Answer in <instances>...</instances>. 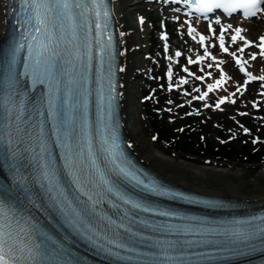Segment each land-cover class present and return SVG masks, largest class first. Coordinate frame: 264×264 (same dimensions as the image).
Returning a JSON list of instances; mask_svg holds the SVG:
<instances>
[{
	"label": "snow or ice",
	"instance_id": "1",
	"mask_svg": "<svg viewBox=\"0 0 264 264\" xmlns=\"http://www.w3.org/2000/svg\"><path fill=\"white\" fill-rule=\"evenodd\" d=\"M170 2L180 3L181 0ZM182 2L189 9L188 15L199 13L206 18L217 10H222L229 17L242 12L246 19L264 15V0ZM22 10L23 16L18 24L23 28L22 39L29 43L25 45L19 42L7 50L0 49V84L3 85L0 88V197H3L0 198V264H81L76 253L64 240L47 231L46 226H42L32 215L31 209L55 215L61 226L72 234L121 261L134 264H197L190 255L185 254L184 245L179 241L157 240L152 242L151 252L146 254L141 251L140 241L145 238L131 225L148 224L133 213L143 212L178 220L190 218L172 210H158L136 200L121 192L110 179L112 175L123 176L157 197L198 203L155 182H145L127 166L113 120L118 94L113 79L108 0H22ZM140 23H144L143 18ZM187 23L188 34L196 40V28L191 27V20ZM214 23L221 25V20L216 18ZM209 30L213 36H217L211 23ZM229 30L233 33L230 37L233 44L242 42L237 51H230L225 46V33ZM244 31L229 23L221 25L217 37L219 49L232 57L239 72L246 77L244 83L238 84L236 91L231 93L232 97L237 93L243 95L248 85L255 81L262 82L261 87H264V74L254 75L246 67L249 61L242 55L246 49L256 47L258 52L250 53V60L256 61L258 57L264 59V36L259 38L257 44L248 40L242 34ZM206 39V36L200 35L198 40L199 44L204 45V55L195 60L188 57L187 61L189 64H200L210 58L215 62L220 78L208 84L205 92L196 88L195 91L200 94L193 97L195 100H207L209 93L232 79L222 67L226 62L217 60L207 50ZM25 47L27 59L23 64V73H19L17 69ZM181 55V52L175 53L177 57ZM94 61L97 63L94 64ZM208 67L212 68L213 64ZM183 71L195 76L187 67ZM20 75L30 77L34 86H47L46 96L31 111L17 89ZM211 75V72H207L195 78L202 81ZM168 78H172L171 69ZM187 83V79L180 81V84ZM185 95L190 93L186 92ZM259 95L264 96V92ZM93 96L95 122L90 116ZM226 103L235 104L236 100L223 96L215 103V108L223 111L221 105ZM258 105V101L253 102V107ZM205 107L211 108L212 105L205 104ZM240 115L247 116L248 113L241 112ZM94 129L99 135V151L103 153L107 168H101L97 162V150L93 146ZM244 131L247 133L248 129ZM54 148L59 149L63 161L64 180H61V170L57 169ZM21 159L26 160L31 169L27 179L20 175V168L24 166L20 163ZM6 169L12 173L11 178L6 174ZM101 188L102 191H94ZM13 189L23 194L30 208L25 206L20 209L6 202ZM103 196L109 197L106 202L115 210L113 215L102 210ZM155 227L162 233L176 235L194 231L183 224L162 223ZM255 233V229H230L218 234L227 237L229 244H248ZM259 234L264 240V228L259 229ZM225 250L232 249L229 247Z\"/></svg>",
	"mask_w": 264,
	"mask_h": 264
},
{
	"label": "rangeland",
	"instance_id": "2",
	"mask_svg": "<svg viewBox=\"0 0 264 264\" xmlns=\"http://www.w3.org/2000/svg\"><path fill=\"white\" fill-rule=\"evenodd\" d=\"M146 14L143 15L145 21L142 24L145 51L141 54L146 71L145 76L138 79L143 89L139 98L142 101L143 117H147L152 128L149 137H152V140L161 148H164L168 154L172 156L175 153L179 154L182 160L186 159L195 165L210 163L219 168L238 165L241 168L240 173L244 175L247 181L248 192L255 190L257 187L264 189V178L257 180L264 164V161H259L264 156V119H261L264 117V97L259 95L260 90L264 89V87H261L262 82L257 81L249 84V88L243 95L237 93L233 97L236 100L235 104L226 103L221 105L223 111L216 109L215 103L223 96H231V93L236 91L237 85H242L246 79L243 74H239L237 67L232 62V57L227 55L223 68L225 72L229 68L233 69L234 75H231L233 86L227 88V90L213 93L209 103H203V100H199L198 103L195 102L193 97L200 94L195 89L199 88L200 92L207 91L206 83L211 81L213 77L196 81L192 75L184 72L183 68L187 67L189 70L190 67L187 58H193L195 54L181 48L186 53L190 52V54L186 55L184 59L177 60L175 53L179 50L175 48L168 50L162 38V36H169L163 17L154 10L153 6ZM135 16L134 22H136ZM259 20L261 23H259L258 29L252 33L254 43L260 38V36L258 38L259 34L264 35V15ZM181 22H175L173 25L177 35L171 37L172 41L176 38H182L181 32H184V30L181 28ZM218 27L215 29L217 30ZM188 36H186V39L190 42L193 41L192 37L189 36V38ZM213 44L215 43L211 42L209 44L212 49ZM240 46H242L240 42L234 44L230 51H237ZM215 47L219 52V44ZM249 49L247 57H250V53L256 47ZM199 52L204 55L202 49ZM169 57H172V59H169ZM173 60H176V65L180 68L177 81H171L168 78V71L171 69L170 63ZM260 64L257 68L264 74V63ZM201 69H203V72ZM208 69L205 65L196 64L198 76H204L205 73L211 72ZM213 70H216L217 75H220L218 69L214 68ZM185 78L190 82L189 85L193 91L180 85L179 81ZM186 92L190 93L187 106L182 101ZM254 101L259 102L258 107H253ZM205 104H210L212 107L206 108ZM241 112H246L248 115L242 116L240 115ZM187 115H190V118ZM187 129L191 138H185L184 142H188L190 147L186 152L175 150L173 146H176V143L173 141V136H178L182 130L186 131ZM244 129H248V132L246 133ZM254 140L259 142L253 143ZM225 144L234 147L232 153L235 159H221L217 157L218 154L213 153H211L212 156L206 155L211 145L213 150L216 151L218 147ZM240 158L243 160H240Z\"/></svg>",
	"mask_w": 264,
	"mask_h": 264
},
{
	"label": "bare ground",
	"instance_id": "3",
	"mask_svg": "<svg viewBox=\"0 0 264 264\" xmlns=\"http://www.w3.org/2000/svg\"><path fill=\"white\" fill-rule=\"evenodd\" d=\"M114 13L117 20V27L120 39V51H121V61H120V101H121V115L123 119L124 131L128 138V142L131 150L137 156V158L146 166L150 167L153 171L158 173L165 180L174 183L176 185L182 186L187 189H191L197 192L207 193V194H218L228 197L238 198L245 200L246 202L257 204L259 207L264 206V189L257 187L255 190L248 192L247 191V181L244 178V175L241 172V168L238 165H231L229 167H216L210 163L204 165H195L186 159L182 160L179 154H174L173 156L168 154L164 148H161L152 137L149 135L152 131L150 123L147 117H143L142 113V101L139 99L140 94L143 92L141 88L139 77L145 76V64L142 59V52L144 50L143 43V30L144 28L139 23V17L147 15V11L153 6L154 10L160 14L167 28L168 37L164 39L165 36H162L166 48L171 50L172 48L178 49L183 55L175 57L177 60L184 59L186 55H189L190 52L194 53L192 59H196L198 56L203 55L199 52L201 48L204 50V45L199 44L198 42L189 41L186 39V32L189 28L187 21L191 20V27L196 28V38L199 40L200 35L207 37L205 45H209L213 39H218L221 25L232 24L233 27H241L245 31L242 33L248 40L252 41V33L258 29L259 23L258 19H252L251 21H245L233 17L227 22H221L219 25L217 36H212L210 33L206 32V27L209 29V24L211 23L214 28L217 24L214 23V18L209 19L204 22L197 16L188 15L189 9L182 4L170 2V0H112ZM180 9V11H176ZM6 14H7V2L6 0H0V41L4 38L7 30L6 23ZM136 15V16H135ZM134 16L136 22H134ZM181 22V28L184 32H181L182 38H176L172 41L171 37H176L177 31L173 29L175 22ZM186 30V31H185ZM120 33H124L123 36ZM230 34V36H227ZM232 30L225 33L227 36L225 45L229 47L232 46V41L230 39L232 35ZM191 36V35H190ZM260 36V34H259ZM185 37V39H184ZM192 37V36H191ZM257 44L259 41L256 42ZM190 51L186 53L182 49ZM210 53L212 49H207ZM246 51L242 54L245 60L249 61L247 67L254 75L263 74L262 71L258 70L260 63H264V59L257 58L256 61H250L249 57L246 56ZM253 52H258L255 49ZM241 55V54H240ZM216 57H220V60H224L227 57L223 52H219ZM171 64L172 78L171 81H177V76L179 75L180 68L176 65V60H173ZM201 65H205L206 68H209V64H213L215 67V62L210 58H206ZM189 71L191 73L195 72L194 79L197 75L196 65L189 64ZM208 71H211L210 68ZM228 76L234 75L232 68H229L227 71ZM239 74H242L239 72ZM218 76V77H217ZM238 77L240 75H237ZM213 79L209 82H205L207 85L213 83L216 79L220 78V75H217L215 70H212ZM186 79V78H185ZM181 81V80H180ZM179 81V82H180ZM196 81H200L197 80ZM187 84H180L185 88L193 89ZM233 83L230 80L223 85V87L217 89L216 91L209 94L207 100H203V103H209L212 99L211 95L220 91L227 90L231 88ZM249 88V87H248ZM175 91V90H174ZM188 96L184 95L182 101L184 105H188ZM231 99H234L232 96ZM238 97V96H237ZM241 97V96H239ZM192 103V102H190ZM264 178V164L262 166V171L257 176V180Z\"/></svg>",
	"mask_w": 264,
	"mask_h": 264
},
{
	"label": "trees",
	"instance_id": "4",
	"mask_svg": "<svg viewBox=\"0 0 264 264\" xmlns=\"http://www.w3.org/2000/svg\"><path fill=\"white\" fill-rule=\"evenodd\" d=\"M183 130L181 132L180 135H178V138H174L175 142H176V146L175 149L176 150H187L190 146L188 145V142H184L183 139L184 138H191L190 134H188V130ZM234 150V147H230V146H226V145H222L220 146L216 151L213 150V146H210L209 151L207 152V155L212 156L211 153L213 154H218L219 157L221 158H230V159H234V154L232 153V151ZM260 160H264V158L260 159Z\"/></svg>",
	"mask_w": 264,
	"mask_h": 264
}]
</instances>
